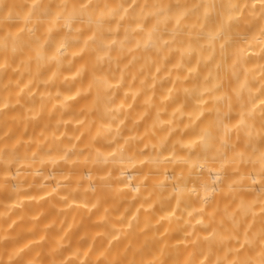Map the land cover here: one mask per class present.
Here are the masks:
<instances>
[{
    "label": "clouds",
    "instance_id": "obj_1",
    "mask_svg": "<svg viewBox=\"0 0 264 264\" xmlns=\"http://www.w3.org/2000/svg\"><path fill=\"white\" fill-rule=\"evenodd\" d=\"M0 264H264V0H0Z\"/></svg>",
    "mask_w": 264,
    "mask_h": 264
}]
</instances>
